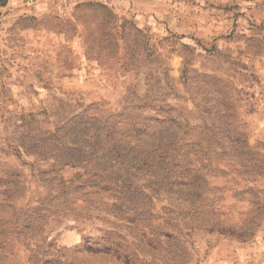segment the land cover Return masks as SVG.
<instances>
[{
    "label": "rangeland",
    "instance_id": "obj_1",
    "mask_svg": "<svg viewBox=\"0 0 264 264\" xmlns=\"http://www.w3.org/2000/svg\"><path fill=\"white\" fill-rule=\"evenodd\" d=\"M3 1L0 264H264V0Z\"/></svg>",
    "mask_w": 264,
    "mask_h": 264
},
{
    "label": "crops",
    "instance_id": "obj_2",
    "mask_svg": "<svg viewBox=\"0 0 264 264\" xmlns=\"http://www.w3.org/2000/svg\"><path fill=\"white\" fill-rule=\"evenodd\" d=\"M76 2L79 3V7L78 8H82V7L87 8V7H98V6H101V7L106 8L107 10H111V11L116 12V13L119 12V10H116V7L115 8L112 7L113 0L110 1L111 3L104 2L103 0H78ZM5 5H6L5 1L0 3V9L5 8ZM114 5L117 6L115 3H114ZM54 6H55V4H54ZM57 7H58V10H60L59 6H57ZM233 10H234V8L231 7V6L224 7V9L222 10L223 17H224V19H226V21H225L226 23L222 21L223 22V25H222V29L223 30H226L227 28H229V26H230V30L231 31L234 29V25H231V23L229 25V23H227V19L229 18V15L231 14V12ZM54 13H57V11L54 10ZM58 14H60V13H58ZM81 17L83 18L84 16H81L80 12L78 11V14L75 15L72 18V20H69L70 22H72L74 24L73 25L74 29L72 31H67L65 29H59V28L58 29L57 28H53L51 26H48L47 22H44V21H37V22L31 24L30 26H27V27H23L22 26V28H20V29L23 30L22 34L31 32V34H33V35H35V33L39 32L40 30H43V31L47 32L50 29L51 31H53L56 34V36L63 37L64 40H67L66 36H69L68 33L70 35H72V36H74L76 32H78L79 35L81 34V23H80L81 22ZM58 19H59L60 23H63V20H68L64 15H63L62 21H61V19L59 17H58ZM212 22L214 24L217 23V26L219 25L218 20H217L216 17H212ZM211 33H214V29H212Z\"/></svg>",
    "mask_w": 264,
    "mask_h": 264
},
{
    "label": "trees",
    "instance_id": "obj_3",
    "mask_svg": "<svg viewBox=\"0 0 264 264\" xmlns=\"http://www.w3.org/2000/svg\"><path fill=\"white\" fill-rule=\"evenodd\" d=\"M4 2L3 0H0V3Z\"/></svg>",
    "mask_w": 264,
    "mask_h": 264
}]
</instances>
